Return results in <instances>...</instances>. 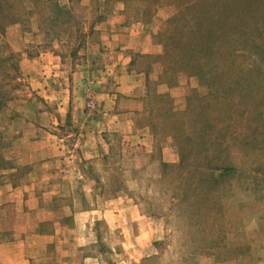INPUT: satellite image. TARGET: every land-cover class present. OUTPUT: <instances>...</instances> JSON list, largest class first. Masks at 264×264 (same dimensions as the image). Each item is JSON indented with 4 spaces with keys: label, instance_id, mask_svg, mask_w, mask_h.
Wrapping results in <instances>:
<instances>
[{
    "label": "rangeland",
    "instance_id": "1",
    "mask_svg": "<svg viewBox=\"0 0 264 264\" xmlns=\"http://www.w3.org/2000/svg\"><path fill=\"white\" fill-rule=\"evenodd\" d=\"M21 116L35 264H264V0H0V165Z\"/></svg>",
    "mask_w": 264,
    "mask_h": 264
},
{
    "label": "crops",
    "instance_id": "2",
    "mask_svg": "<svg viewBox=\"0 0 264 264\" xmlns=\"http://www.w3.org/2000/svg\"><path fill=\"white\" fill-rule=\"evenodd\" d=\"M129 77L132 80L140 79V75H131ZM138 83L140 85V81H138ZM139 85H137L138 91L141 88ZM133 88L136 89V86H133ZM84 112L85 111L83 109L81 110L79 106L75 107V110L73 111L75 121L83 122L84 117L82 115ZM76 114L78 116H76ZM20 120H26V118L24 116L17 117L9 125V130L13 129V133H9V136L14 139L12 146L15 148L17 146L19 150H17V152L16 150L10 151L11 156L3 154L7 159H15V164L0 165V205L7 206L16 204L19 206L21 205L22 207L33 205L34 207L41 209L39 199L41 195L38 194L40 189L48 188V184H51V187H56V184H52L56 181L55 178H53L56 176L52 175L56 170L53 169L50 164L56 159L55 156L58 153L54 150H49V154L42 156L34 152L35 155H33V158H29L31 154L27 151L24 152L21 150L22 144L25 143L23 141H26L28 138H25V136H23L25 134H21L20 130H17V127H19L18 122ZM30 138L29 140H35V142L41 140L36 135L32 136L33 139ZM89 138L92 141L94 134H91ZM77 171L82 172L80 167H77ZM37 195H39V197ZM55 195L56 192H53L52 194L45 192L44 196L48 198ZM30 207L32 208V206ZM2 219L7 220V217H3ZM23 219L24 218H18L17 221H23ZM43 219L45 218H42L41 220ZM12 229L18 230L13 232L11 227L5 228V230L9 232L7 235L10 237L12 234V237L0 242V264H35L29 253V247L31 246L27 245L26 235H23V233L20 232L21 230L16 228V224L12 226Z\"/></svg>",
    "mask_w": 264,
    "mask_h": 264
}]
</instances>
